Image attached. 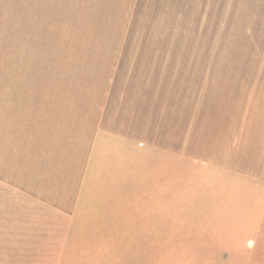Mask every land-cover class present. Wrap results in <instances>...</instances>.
<instances>
[{"label":"rangeland","instance_id":"1","mask_svg":"<svg viewBox=\"0 0 264 264\" xmlns=\"http://www.w3.org/2000/svg\"><path fill=\"white\" fill-rule=\"evenodd\" d=\"M245 34L241 0H0V228L32 231L0 238L125 264L129 224L204 203L213 131H241L248 78L264 93Z\"/></svg>","mask_w":264,"mask_h":264},{"label":"crops","instance_id":"2","mask_svg":"<svg viewBox=\"0 0 264 264\" xmlns=\"http://www.w3.org/2000/svg\"><path fill=\"white\" fill-rule=\"evenodd\" d=\"M243 33L264 40V0H241V37ZM254 50L241 54L264 55L263 47ZM259 79L255 75L241 86V131H213L215 146L228 154L207 164L204 203L178 209L180 214L164 224L159 219L129 224L125 264H264L259 254L264 248V93ZM4 212L0 209V216ZM13 212L18 220L0 230L8 237L24 227L32 232L22 211ZM32 243L1 237L0 264H54L51 246ZM67 254L63 250L59 259L63 262ZM72 255L84 264V248ZM109 255L103 264H119L116 248Z\"/></svg>","mask_w":264,"mask_h":264}]
</instances>
